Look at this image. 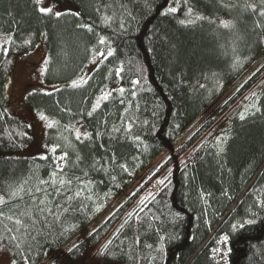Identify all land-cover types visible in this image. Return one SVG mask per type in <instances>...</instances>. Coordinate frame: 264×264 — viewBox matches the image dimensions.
I'll return each mask as SVG.
<instances>
[{"label":"trees","instance_id":"obj_1","mask_svg":"<svg viewBox=\"0 0 264 264\" xmlns=\"http://www.w3.org/2000/svg\"><path fill=\"white\" fill-rule=\"evenodd\" d=\"M41 7L0 0V220L31 213L23 235L3 232L13 262L66 264L89 249L92 264H264V2ZM40 38L43 77L64 84L24 96L49 119L48 147L17 155L34 136L7 89L14 57ZM61 178L71 184L56 194Z\"/></svg>","mask_w":264,"mask_h":264},{"label":"rangeland","instance_id":"obj_2","mask_svg":"<svg viewBox=\"0 0 264 264\" xmlns=\"http://www.w3.org/2000/svg\"><path fill=\"white\" fill-rule=\"evenodd\" d=\"M54 1L55 0H40L39 4L42 7L49 8L54 4ZM5 44L6 41L0 38V45H3L2 49L6 48ZM107 51L108 49L106 52ZM106 52L104 54H106ZM104 54L99 55V57L96 56L97 58L95 60H93L92 57L81 73L70 80L69 83H73V81L79 83L85 80L90 69L102 58V56H104ZM46 56L47 54L44 40L40 38L34 42L31 47L27 48L23 52L18 53L13 60L11 71L12 82L10 88L7 89L8 107L14 115L20 117L27 123L28 127L30 128V132L34 136L33 141L29 145L19 149L17 152H13L17 155L43 154L48 147V142L45 141V136L49 119H47L37 109L29 107L24 101V96L31 90L47 92L54 90L60 85L64 84V82L56 80L51 81L43 77L46 65ZM106 92L107 90L103 92L101 96ZM77 123L79 124L75 125L76 134L82 136L84 132L83 126H85V123L83 120H80ZM185 136L186 135L182 137V141L186 139ZM196 142H198V140ZM191 147L192 145L189 146L188 150H190ZM164 153H166V150L161 153V156L165 155ZM93 253L94 250L86 249L82 255V258L73 262L69 261V259H66V264H83V262L84 264H92L93 262H96L98 257V253H95L92 257ZM46 262L47 259H44L38 264H45ZM0 264H13L11 251L5 243L0 244Z\"/></svg>","mask_w":264,"mask_h":264},{"label":"snow or ice","instance_id":"obj_3","mask_svg":"<svg viewBox=\"0 0 264 264\" xmlns=\"http://www.w3.org/2000/svg\"><path fill=\"white\" fill-rule=\"evenodd\" d=\"M36 2L37 3H40V0H36ZM262 2H264V0H262ZM39 11L42 12V13H48V12H51L52 9L50 7L49 8L41 7L39 9ZM170 11L175 12L176 9L175 8H172V9H170ZM56 15H59V13H56ZM260 15H264V11H261L260 12ZM182 23H183V21H182ZM227 26L228 25L226 24L225 27H227ZM101 42H103V41H101ZM109 54H111V53H109ZM73 86H79V85H78V83L76 81H73ZM107 98H108L107 95L101 97V99H107ZM96 106L97 107L99 106V101L97 102V105ZM89 114H91V113H89ZM241 118H243V117H241ZM77 139H79V134L77 135ZM53 151H55V149H53ZM64 158H65L64 156L59 157V159L61 161L64 160ZM60 171H63L62 166H60ZM52 176L53 177H56L57 176V173L56 172L52 173ZM159 182L160 183H163V180H161ZM40 183L41 184H44V183H47V182L41 180ZM51 183H52V186L54 187L55 193L56 194H59L61 192V187H57L56 185L63 186L65 183L71 184V180L65 181L62 178L59 179V180L53 179ZM20 191H23V189H20L18 191L12 192L10 194L11 197L19 196ZM36 191H41V189L37 188ZM75 195L76 196H79L80 195V192H77ZM72 198L73 197H71V196L68 197L69 200H71ZM33 199H35V198H33ZM4 203H6L5 198L3 196H0V204H4ZM40 203H43V201H41ZM141 203H143V201H141ZM58 206L59 205H57V207ZM46 210L49 211V212H51V209H45V208H39L38 207V211L40 213H44ZM65 211H66V209H65ZM0 216H3V212L2 211H0ZM24 216H29L30 217L31 216V213L30 212H27V211H21L19 213V215H17L15 212H13L12 215H9L7 217V219L9 221H13V226L12 227H8L7 225L4 224L3 220H0V244H2L3 241L5 240V236L3 235L4 230H7L8 233H20L21 235H23L24 234V230L29 229V227H30L29 223L27 221H25V220L22 219V217H24ZM31 227L34 228L35 225L32 224ZM7 239L15 242L17 240V236L16 235H10ZM14 246L17 247V248H19L20 245L19 244H15ZM13 264H15V262H13Z\"/></svg>","mask_w":264,"mask_h":264}]
</instances>
